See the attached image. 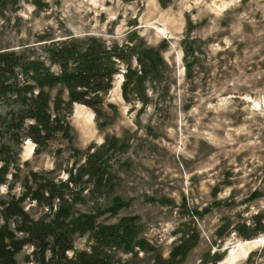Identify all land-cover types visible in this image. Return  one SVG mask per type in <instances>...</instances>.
I'll return each mask as SVG.
<instances>
[{
  "label": "rangeland",
  "instance_id": "1",
  "mask_svg": "<svg viewBox=\"0 0 264 264\" xmlns=\"http://www.w3.org/2000/svg\"><path fill=\"white\" fill-rule=\"evenodd\" d=\"M90 36L112 46L135 38L154 71L144 77L133 58L141 80L127 98L116 74L100 116L75 102L68 137L43 147L25 141L19 178L0 169V200L20 196L31 172L58 184L72 172L76 213L136 217L139 236L163 258L182 242L179 233H194L198 242L177 264H264V233L246 241L236 229L264 212V0L0 1V51L50 64L51 48ZM95 168L108 180L100 190ZM23 206L34 219L50 217L43 204ZM74 237L87 248V234ZM31 250L17 264H36L25 260Z\"/></svg>",
  "mask_w": 264,
  "mask_h": 264
},
{
  "label": "trees",
  "instance_id": "2",
  "mask_svg": "<svg viewBox=\"0 0 264 264\" xmlns=\"http://www.w3.org/2000/svg\"><path fill=\"white\" fill-rule=\"evenodd\" d=\"M133 42L132 37L127 43L112 46L94 36L83 42L65 41L50 49V64L14 50L0 51V105L6 108V112H0V138L4 139L0 143L1 171L14 180L19 178V150L28 139L43 147L59 134L68 137V118L75 102L100 116L104 95L112 89L116 74L124 76L122 89L127 98L140 83V75L145 73V77L154 71L149 56L140 54ZM133 58L138 60L141 74L132 69ZM55 64L61 70L58 74L52 70ZM120 64L126 65L124 71ZM54 88L58 90L52 96ZM65 89L67 99L61 95ZM12 144L19 148L14 149ZM92 173L100 190L108 182L105 172L95 168ZM75 176L71 172L68 183L58 184L42 173L31 172L25 175L20 196L0 200V214L5 222L0 228V264H17V255L27 246L32 250L25 260L36 264H177L198 242L199 234L193 233L192 239L191 235L179 233L182 242L172 249L169 258H163L160 248L139 236L136 217L103 222L98 220L103 210L76 213L71 203L79 198ZM1 179L7 180L6 176ZM27 200L45 205L50 217L34 219L23 206ZM236 229L240 237L252 241L264 233V212L256 213ZM75 234L88 235L86 249L75 247ZM141 253L145 258H140Z\"/></svg>",
  "mask_w": 264,
  "mask_h": 264
}]
</instances>
